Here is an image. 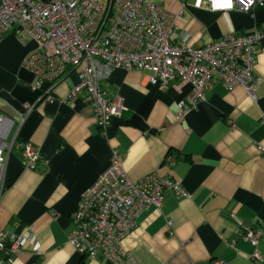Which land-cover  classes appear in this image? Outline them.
<instances>
[{
  "label": "crops",
  "instance_id": "1",
  "mask_svg": "<svg viewBox=\"0 0 264 264\" xmlns=\"http://www.w3.org/2000/svg\"><path fill=\"white\" fill-rule=\"evenodd\" d=\"M156 1L179 16L175 33L192 47L264 29V7L210 12L190 0ZM35 46L11 33L0 39V101L14 122L10 139L30 143L41 158L34 170L19 150L7 158L0 232L34 240L12 260L0 255L3 264H113L83 258L67 240L81 195L108 168L113 151L131 180L170 175L189 194L177 198L167 191L160 209L151 206L138 216L121 241L128 256L123 264H255V248L242 235L247 228L264 230V39L255 67L256 101L243 88L227 91L215 80L182 121L176 114L190 85L174 80L160 91L149 84L148 72L114 71L102 88L107 98L121 97L124 109L105 135L88 106L59 101L78 82L72 69L52 102L30 88L22 60ZM169 155L172 166L165 163ZM256 249L264 258V235Z\"/></svg>",
  "mask_w": 264,
  "mask_h": 264
},
{
  "label": "built area",
  "instance_id": "2",
  "mask_svg": "<svg viewBox=\"0 0 264 264\" xmlns=\"http://www.w3.org/2000/svg\"><path fill=\"white\" fill-rule=\"evenodd\" d=\"M226 3L229 0H190L194 8L210 12L250 13L264 7V0H230V6H222ZM178 17L156 0H0V39L11 33L35 43V49L23 58L22 68L32 76L30 88L49 102L55 100L54 90L68 69L75 71L77 84L59 101L68 105L80 101L88 106L102 135L124 109L121 97L107 98L102 88L117 70L148 72L149 84L160 91L174 80L190 85L177 121L205 100L215 80L227 91L243 88L255 102L260 81L255 67L264 29L228 33L217 42L192 47L175 33ZM2 109L0 101V196L7 158L13 150L20 151L31 170L41 160L30 143L10 139L14 122ZM165 163L172 166L175 158L169 155ZM167 191L177 198L189 197L170 175L151 173L131 180L122 156L113 151L108 168L80 197L71 216L68 243L85 259L123 264L128 256L122 239L145 210L161 208ZM262 235L264 230L252 228L242 235L255 248L250 255L255 264L264 259L256 249ZM33 240V235L1 231L0 255L5 262L12 260Z\"/></svg>",
  "mask_w": 264,
  "mask_h": 264
},
{
  "label": "snow or ice",
  "instance_id": "3",
  "mask_svg": "<svg viewBox=\"0 0 264 264\" xmlns=\"http://www.w3.org/2000/svg\"><path fill=\"white\" fill-rule=\"evenodd\" d=\"M222 6H224V7L230 6V0H229V3H226V4L222 5Z\"/></svg>",
  "mask_w": 264,
  "mask_h": 264
}]
</instances>
